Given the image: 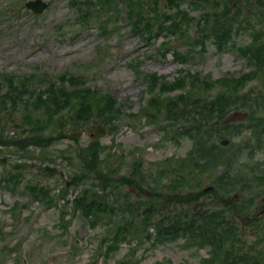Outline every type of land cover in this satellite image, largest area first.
<instances>
[{
	"label": "rangeland",
	"instance_id": "1",
	"mask_svg": "<svg viewBox=\"0 0 264 264\" xmlns=\"http://www.w3.org/2000/svg\"><path fill=\"white\" fill-rule=\"evenodd\" d=\"M26 1L0 0V73L5 72L19 77L21 81L30 76L28 81L30 85L27 92L23 93V99L32 97L33 92L29 94L30 89L39 94L50 83L58 85L57 76L66 74L65 72L82 75L85 85L115 98L120 107V117L114 121L119 128L118 133L109 134L108 126L105 124L103 134L97 138L92 135L91 130H88L90 126L103 125L96 116L97 106H103L102 100L96 101L98 98L93 97L89 99L91 110L86 109L84 112L88 115L89 121L81 123L77 130V138L80 146H85L90 139H97L111 154L123 153V157L119 160L121 164L119 175L127 174L132 161L136 160L141 162L148 180L152 181L154 178L157 182V172L163 167L164 161L181 160L186 156L191 145L186 138H182L178 144L173 143L156 124H153L151 118L145 120L143 114L138 115L148 100L147 75L155 74L164 77L167 81L184 75L199 76L202 82L216 80L215 86L207 91L203 89L190 91L214 95L215 92L224 90V75L235 77L249 70L245 67V60L239 56L236 45L248 43L250 36L240 35L235 39L231 38L223 50H218L207 41L204 51L196 48L189 53L188 60L178 63L174 61L172 55L166 54L163 44L160 43L162 38H158L153 43H144L137 35L128 31V24L123 16L119 17L121 20L117 24L119 29L115 31L117 38L108 36L105 40L98 20L88 28H81L77 22V10L71 5V0H43L48 5L40 13H33L27 9L24 5ZM188 1L178 0L177 4L180 3L185 7ZM225 1L226 7L219 2L215 8L190 13L192 19L201 20L207 16L204 33L210 34V26L206 25L207 22L212 23L221 19L224 11L228 10L227 14L230 15L235 8H241L245 13L247 11L245 7H249L254 1L257 5H252V9L264 8V0ZM115 2L118 8L122 6L119 0ZM201 4L206 2L201 0ZM244 15L243 18L247 16ZM105 19H107L106 14L102 12L101 22L103 23ZM192 22L193 20L189 24ZM110 24L116 26L113 21ZM192 28L191 25L184 39L168 37L171 39L170 45H176L184 51L191 38L200 36L198 32L194 33ZM260 29L264 30V24L260 25ZM252 87L257 91L263 87V82H249L245 89ZM22 108L23 105L14 109L12 114L6 113L0 116V136L21 139L28 135L30 126L23 125L25 117L27 113L31 116L41 115V109L27 107L31 110L28 112ZM236 110L244 111V108L229 109L227 117ZM71 113L64 112L63 116L75 115V112ZM257 117L264 119V114H258ZM53 123L49 124L45 133L50 134L53 129L57 130L56 123L55 126ZM245 136L246 134L242 133L240 137L233 138L230 152L236 149L242 142L240 138ZM50 142L41 150L30 145L25 150L0 145V182L5 171L6 174L16 172L18 179L22 178L20 185L18 183L19 186L14 184V190H9L0 183V264H117L119 260H126V264H156L163 260L172 264H198L202 257L208 256V247L196 249L195 246H186L183 239L155 243L149 235L140 242L135 241L136 245L131 247L129 246L134 243L129 245L123 243L109 258L103 257L102 240L109 234L104 231L101 224L91 228L90 220L85 218L71 201L75 190L81 191V186H74L72 182L68 183L66 189L57 192L65 184L64 180H68L72 174L79 171L76 167L78 165L76 158H73V148H70V144L74 143L73 141L71 143L67 137ZM213 151V156H217L219 151L215 148ZM63 154L70 155L71 159H65ZM224 155L225 158L230 157L228 154ZM247 159H250L248 163L251 165L259 160L260 167L264 168V152H256L253 157ZM44 160H49L45 164L54 165L58 171L55 170L53 173L44 169L42 164ZM244 160L246 161V157L240 158L238 164L241 165ZM18 162H21L22 167H18L15 171L13 166ZM187 164L189 160L186 168ZM116 165L117 162L112 159L111 168H115ZM225 171V166L216 160L215 166L208 171L191 174L190 177L195 176V178L189 181L190 185L182 189L184 194H190L182 197L188 204L183 205L182 209L188 207L189 212L204 205V208L213 210L223 205L221 200L236 202L255 194L248 215L253 216L260 212L259 210L264 207L263 187L255 188L258 190L252 188L248 190L249 186L241 187L237 184L231 191H220L223 198L218 194L215 197L212 193L200 192L207 186L215 185L218 174H223ZM166 181L167 179L158 181V184ZM88 183L89 179L82 184ZM31 187L38 189V192H32ZM41 188L47 190L48 195L44 200L50 198V202H39L34 197L35 194L41 197ZM148 188L143 184L140 186V191L147 192ZM157 188L161 190L162 187L158 185ZM120 189L122 193L131 195L130 202L136 201L135 195L141 200L146 199L147 203L151 201L150 193L140 196L139 192L130 189L126 184H122ZM197 193H199L198 199L193 201ZM63 194L66 195L61 198ZM179 207L180 205L175 206V208ZM159 214H166V211L160 210ZM225 217L227 219L233 217L237 228L243 224L244 215L238 217L236 214H226ZM261 221L264 223V215L261 219L252 220L251 225L241 231L243 246L247 245L246 241L254 238L251 227L253 230L261 227ZM248 232L250 234L252 232L251 236Z\"/></svg>",
	"mask_w": 264,
	"mask_h": 264
},
{
	"label": "trees",
	"instance_id": "2",
	"mask_svg": "<svg viewBox=\"0 0 264 264\" xmlns=\"http://www.w3.org/2000/svg\"><path fill=\"white\" fill-rule=\"evenodd\" d=\"M115 1L117 0H71V5L75 6L77 10V22L82 29L97 23L98 20L102 35L113 33L116 27L110 29L108 26L106 30L105 25L109 21H117L119 14L123 12L129 32L145 42H154L161 37L162 42L164 41L163 46L167 45L165 51L172 55L174 61L178 63L188 60L189 53L193 49L200 48L201 51L207 38L211 39L218 48L226 47L231 37L243 33L251 35L256 41L261 32L252 33L253 29L255 25L264 22L263 7L253 9L251 12L247 11L249 18L244 21L243 25H240V28L234 27L239 24L237 12L234 11L236 13H231L232 15L227 17L228 11H225L220 22H216L212 26L209 35L203 33V26L197 23L195 30L200 33V36L191 38L190 43L187 44L188 47L183 51L176 45H168L171 40L168 37L184 39L188 27L187 14L184 9L179 8L180 6L175 0H163V2L160 0H119L122 3L120 8L117 7ZM192 3L194 4V0L189 4ZM224 6L227 4L224 3ZM173 7H175V11ZM102 12L107 17L103 23L101 22ZM232 45L234 44L232 43ZM237 51L247 60L255 59L256 63H253L250 69L252 73L257 74V72L263 71V44L251 48L247 52L243 51L241 47ZM249 72L237 77L231 87L227 88V92L221 91L212 97L208 94L203 95L201 92H190L196 89L207 91L212 84L209 80V82H202L198 77L190 78V76L184 75L175 77L172 82H169L155 74L147 75L146 79L149 81L151 92L157 87L160 93L168 91L178 93L167 96L163 100L159 95L152 96V93L149 96L151 97L149 98V107H145L141 111V114L144 115L143 118L148 120L150 117H154L153 123L159 127L161 132L166 133L173 143L178 144L182 138L188 139L191 143L184 158L178 161L175 159V161H164L163 167L156 176L158 181L167 178V182L160 185L161 190H158V183L154 181V178H152L153 182L148 180L140 161L133 160L129 172L125 175H118L121 168L119 160L123 157V153L111 154L106 146L97 139H90L85 146H80L77 130L82 122L89 121L88 115L84 112L86 109L91 110L90 98L97 97L96 101L102 100L103 106H97L96 116L108 126L109 134L119 131L114 121L120 117V107L116 100L108 94L90 89L85 85L82 75L65 72L66 74L57 76L58 85L50 83L39 94L30 89L29 94L33 92L32 97L23 99V93L27 92L30 85L28 83L30 76L21 81L19 77L0 73V116L6 113L12 114L13 110L21 105H23L22 109L25 108L28 112L31 110L27 107L41 109V115L38 116H31L27 113L23 125H29L30 130L26 137L21 139L6 138L1 135L0 145L12 146V148L20 150H25L29 145L44 149L54 139L67 137L71 143L73 141L74 144H70V148H73V158H76L79 165L76 167L79 171L72 174L71 179L75 184L82 186L80 195L73 200V206L90 220L91 227L101 224L104 231L109 234L102 240L106 242L103 253L105 258L111 256L112 252H116L121 243L132 244L134 242L129 246L131 247L142 241L143 238H148L152 228L151 234L157 243L181 238L191 240L199 247L208 246L211 250L210 255L202 264H264L262 261L264 249L258 247L257 241L254 242V245H242L241 249L240 241L237 238L238 228L232 223V219L225 217L226 214L238 216L246 214L255 194L236 202L221 200L223 205L213 210L204 208V205L189 212L188 207L181 210L183 204L188 205L182 197L190 195L184 194L182 189L190 185L189 181L195 178L190 175L197 172L198 169L213 167L216 160L223 163L228 169L216 177L213 191H200L202 194L212 193L215 197L218 194L223 198L220 191H231L237 184L241 187L249 186L248 190L251 188L254 190L255 187L264 188V169H259L256 164L252 166L247 159V156L251 155L252 157L257 151L264 150V119L257 117L258 114H264V88H260L252 94L250 91L239 93L241 87H244L246 79L251 77ZM234 107L244 108L248 111L247 121L223 124L222 121L227 116L228 110ZM64 112H75V115L65 117L63 116ZM52 122H54V126L56 123L57 130L53 129L54 131L52 130L53 132L50 134L45 133ZM243 130H250L249 138L237 145L236 149L231 152L233 155L229 153L230 157L225 158V151L230 147H221L219 140L221 137L232 139ZM214 148L219 151L215 157L213 156ZM224 149L226 150L224 151ZM63 156L65 159H71L70 155L63 154ZM245 157L246 161L244 160L241 165L238 164L239 159ZM112 159L117 162L115 168L110 166ZM188 160L189 164L186 168ZM13 167L16 171L18 167H22V164L15 163ZM237 172L236 177L234 174ZM15 173L6 174L5 172L0 183L7 189L14 190V184L15 186L18 183L20 185L22 180L21 177L18 179V175ZM87 179H89V183L82 184ZM122 184L139 192L140 196L145 194L140 191V186L144 184L149 187L147 191H150V197L153 198L150 203H147L146 199L141 200L135 195L136 201L130 202L131 195L122 193L120 189ZM31 191L35 193L38 192V189L31 187ZM46 193L47 190L41 188V197L37 194L34 197L44 202V197L48 195ZM199 193L196 194L193 201L198 199ZM50 200L49 198L46 201L50 202ZM171 205H180L177 208L178 212L173 215H170ZM143 206L144 209L140 212ZM160 210H165L166 214H159ZM105 215L107 217H103ZM134 216L138 217L134 219ZM135 241L137 242L135 243ZM126 263V260H119L117 264Z\"/></svg>",
	"mask_w": 264,
	"mask_h": 264
},
{
	"label": "water",
	"instance_id": "3",
	"mask_svg": "<svg viewBox=\"0 0 264 264\" xmlns=\"http://www.w3.org/2000/svg\"><path fill=\"white\" fill-rule=\"evenodd\" d=\"M26 6L29 9H31L33 12L38 13V12H41L47 6V3L43 2L42 0H29L26 2ZM244 117H245L244 113L235 112L231 119H236V118L243 119ZM88 130H91L92 135L95 136L96 138L99 135H102L104 132V128L101 125L90 126L88 128ZM226 142H227V140H225L224 143H226ZM46 169H48V168L46 167ZM50 171L55 172V169H51ZM262 212H264V210H262L261 213Z\"/></svg>",
	"mask_w": 264,
	"mask_h": 264
}]
</instances>
